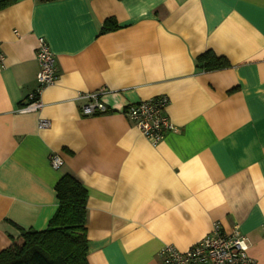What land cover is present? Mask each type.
<instances>
[{"label": "crops", "instance_id": "obj_1", "mask_svg": "<svg viewBox=\"0 0 264 264\" xmlns=\"http://www.w3.org/2000/svg\"><path fill=\"white\" fill-rule=\"evenodd\" d=\"M38 38L56 79L22 114ZM207 51L230 67L199 70ZM0 55V251L45 229L70 174L87 192V264H162L215 223L264 264V0H18L0 11ZM100 89L107 112L84 117L75 95ZM160 96L173 130L152 146L121 111Z\"/></svg>", "mask_w": 264, "mask_h": 264}, {"label": "built area", "instance_id": "obj_2", "mask_svg": "<svg viewBox=\"0 0 264 264\" xmlns=\"http://www.w3.org/2000/svg\"><path fill=\"white\" fill-rule=\"evenodd\" d=\"M35 59L38 64L37 87L27 96L19 107L18 113L27 114L40 111L43 107L40 100L41 91L52 85L56 79L54 58L43 38L37 39ZM106 93L104 89L91 93L79 92L74 100L81 102V112L84 117H92L107 112V107L103 102V96ZM167 104V97L160 96L127 104L121 114L133 123L152 146H156L162 141L166 132L173 130L164 112ZM38 127L48 128L49 122L40 120ZM49 162L53 169H59L62 166V160L57 154H52ZM247 251L246 240L240 234L237 225L229 233H225L220 225L215 223L211 233L188 250L179 252L167 245L159 251V256L162 264H254Z\"/></svg>", "mask_w": 264, "mask_h": 264}, {"label": "trees", "instance_id": "obj_3", "mask_svg": "<svg viewBox=\"0 0 264 264\" xmlns=\"http://www.w3.org/2000/svg\"><path fill=\"white\" fill-rule=\"evenodd\" d=\"M18 0H0V11ZM118 28L113 18L106 19L100 34ZM202 72L230 67L224 57L207 51L196 58ZM58 206L45 229L22 230L0 251V264H87L85 188L70 174H64L54 187Z\"/></svg>", "mask_w": 264, "mask_h": 264}]
</instances>
